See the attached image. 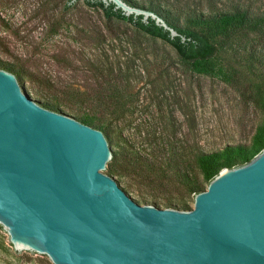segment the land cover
<instances>
[{
  "label": "water",
  "instance_id": "obj_1",
  "mask_svg": "<svg viewBox=\"0 0 264 264\" xmlns=\"http://www.w3.org/2000/svg\"><path fill=\"white\" fill-rule=\"evenodd\" d=\"M89 1L179 35L125 0ZM114 152L102 131L43 107L0 68V224L17 251L54 264H264V150L221 171L189 211L141 205L107 175Z\"/></svg>",
  "mask_w": 264,
  "mask_h": 264
},
{
  "label": "rangeland",
  "instance_id": "obj_2",
  "mask_svg": "<svg viewBox=\"0 0 264 264\" xmlns=\"http://www.w3.org/2000/svg\"><path fill=\"white\" fill-rule=\"evenodd\" d=\"M130 1L148 5L147 0ZM184 1L188 3L177 12L181 21L192 11L208 15L242 9L264 15V0ZM258 49L264 50V38L245 31L221 50L220 72L204 73L166 42L127 22L106 19L84 0H0V63L24 73L20 86L25 91L28 87L35 101L40 95L54 101L63 87L113 97L110 144L116 153L123 139L148 149L155 133L154 139L183 145L189 157L190 151L193 157L197 151L251 144L264 126V69L250 56ZM103 63L112 69L109 89L106 77L95 69ZM120 104L123 113L116 115ZM113 178L141 205L166 209L169 202L194 208L195 196L172 180L164 187L138 174ZM0 264L54 263L47 255L17 251L0 224Z\"/></svg>",
  "mask_w": 264,
  "mask_h": 264
},
{
  "label": "trees",
  "instance_id": "obj_3",
  "mask_svg": "<svg viewBox=\"0 0 264 264\" xmlns=\"http://www.w3.org/2000/svg\"><path fill=\"white\" fill-rule=\"evenodd\" d=\"M126 1L156 13L179 35L173 38L169 31L158 26L151 18L144 21L143 16H126L122 10H116L113 4L107 6L101 1L84 0L87 6L102 11L106 19L127 22L142 33L166 42L175 49L183 61L199 72H220L218 58L221 50L232 46L241 33L253 32L264 38V15L250 14L246 10L236 9L232 12L208 15L192 11L188 12L181 21L177 12L182 11L184 5L188 3L184 0H147L146 7L130 0ZM250 56L264 69L263 49L250 51ZM0 68L15 74L19 82L24 74L20 69L9 64L0 63ZM95 69L106 77L104 83L109 89L112 84L111 67L103 63L98 67L95 66ZM125 81L127 80H121L124 86ZM50 88L55 90L54 87ZM56 92L58 96L54 97V101L40 95L37 102L42 103L41 105L49 110L75 115L74 117L80 122L102 131L109 143L112 141L110 118L113 112L110 106L113 97L86 94L66 87L58 88ZM116 97L119 100L122 98L120 94H116ZM119 106L114 113L116 115L123 113V104ZM155 134L152 135L154 138ZM154 138L151 139L148 149L123 139L117 144L119 152L113 153V159L108 164V175L124 177L130 173L138 174L153 186L164 187L172 180L196 196L204 192L205 185H209L223 169L243 166L264 150V126L258 128L249 145H228L222 150L211 153L197 151L193 157L191 151L189 157L186 148L183 145L178 146L173 140ZM147 150L151 151L147 153ZM122 161L123 165H121ZM198 175H201L202 180ZM124 191L128 194L126 190ZM166 209L191 210L185 203L173 205L169 202L166 204Z\"/></svg>",
  "mask_w": 264,
  "mask_h": 264
}]
</instances>
